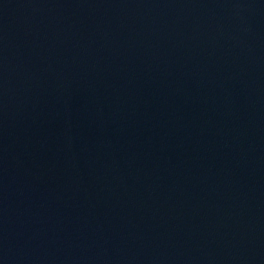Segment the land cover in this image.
<instances>
[{
	"label": "water",
	"instance_id": "95a60500",
	"mask_svg": "<svg viewBox=\"0 0 264 264\" xmlns=\"http://www.w3.org/2000/svg\"><path fill=\"white\" fill-rule=\"evenodd\" d=\"M0 264H264V0H0Z\"/></svg>",
	"mask_w": 264,
	"mask_h": 264
}]
</instances>
